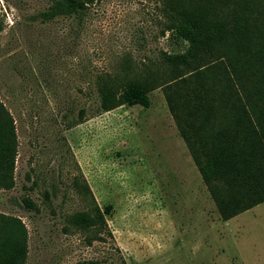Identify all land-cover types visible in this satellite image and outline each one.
<instances>
[{"label":"rangeland","instance_id":"374dc122","mask_svg":"<svg viewBox=\"0 0 264 264\" xmlns=\"http://www.w3.org/2000/svg\"><path fill=\"white\" fill-rule=\"evenodd\" d=\"M165 1L91 0L42 20L50 0H0V100L17 137L0 214L25 226L23 264H264V202L220 218L211 190L222 184L202 180L165 84L148 107L97 113V75L162 72V52L183 49ZM95 204L110 206L102 229L69 221Z\"/></svg>","mask_w":264,"mask_h":264},{"label":"trees","instance_id":"16d2710c","mask_svg":"<svg viewBox=\"0 0 264 264\" xmlns=\"http://www.w3.org/2000/svg\"><path fill=\"white\" fill-rule=\"evenodd\" d=\"M90 1L50 0L38 16L50 20L76 14ZM165 3L166 30L183 49L162 52V72L97 75V113L121 105L148 107L149 92L165 84L167 104L202 180L222 184L211 195L220 218L227 220L264 201V0ZM175 79L184 89L178 94L171 85ZM16 153L14 120L0 100V189L14 186ZM81 187L83 194L90 192L87 185ZM22 202L32 207L28 198ZM109 211L110 206L101 211L95 204L69 221L96 232L106 226L103 214ZM26 255L25 226L19 218L0 214V264H23Z\"/></svg>","mask_w":264,"mask_h":264},{"label":"crops","instance_id":"0c3cea01","mask_svg":"<svg viewBox=\"0 0 264 264\" xmlns=\"http://www.w3.org/2000/svg\"><path fill=\"white\" fill-rule=\"evenodd\" d=\"M263 202H264V201H263ZM261 203H262V202H261ZM259 204H260V203H259ZM257 205H258V204H257ZM255 206H256V205H255ZM255 206H253V207H255ZM253 207H252V208H253ZM252 208H250V209H252ZM248 210H249V209H248Z\"/></svg>","mask_w":264,"mask_h":264}]
</instances>
